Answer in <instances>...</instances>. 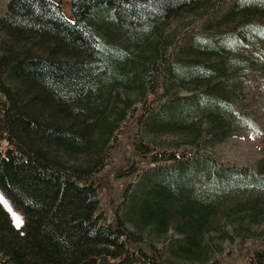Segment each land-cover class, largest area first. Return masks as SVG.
Masks as SVG:
<instances>
[{"label": "trees", "instance_id": "obj_1", "mask_svg": "<svg viewBox=\"0 0 264 264\" xmlns=\"http://www.w3.org/2000/svg\"><path fill=\"white\" fill-rule=\"evenodd\" d=\"M64 1L7 0L0 17V194L24 220L16 230L0 204V264H175L170 255L210 261L220 250L211 240L201 243L216 207L189 185L197 169L203 180L219 172L216 160L189 152L191 142L165 149L144 143L142 135L181 129L198 140L202 114L211 136L227 134L240 111L223 100L219 73L211 70L226 63H181V44L167 53L164 43L151 42L149 56L132 55L157 21L204 0H70L72 20L62 12ZM203 37L192 35L184 45L205 52L223 46ZM150 69L171 79L200 75L205 94L157 101L156 84L146 87ZM117 83L139 89L130 109L139 111L131 145L148 165L125 186L111 223L99 207L96 175L111 162L121 125L132 115L126 117L128 104L114 112ZM220 178L224 189L244 181ZM171 226L180 238H167ZM232 264H264V247Z\"/></svg>", "mask_w": 264, "mask_h": 264}, {"label": "rangeland", "instance_id": "obj_2", "mask_svg": "<svg viewBox=\"0 0 264 264\" xmlns=\"http://www.w3.org/2000/svg\"><path fill=\"white\" fill-rule=\"evenodd\" d=\"M233 3H236L235 13L229 15L228 8ZM6 5L7 0H0V17L5 13ZM61 9L68 20L73 19L70 0H65ZM239 33V39L234 37ZM149 34L145 45L132 53L140 60L149 56L148 44L155 42L158 47L165 45L167 53L181 44V63L194 59L226 63L224 70L221 69L224 64L219 69L211 70L219 73L217 79H221V82L218 87L222 88L223 100L232 103L233 108L240 111V119L232 124L227 134L220 135L221 140L220 136L208 133L209 118L203 114L196 125L200 131L198 140L192 138L190 131L181 129L152 134L146 130L142 140L165 149L191 142L189 152L197 151L199 155L216 160L213 166H219L220 171L214 173L211 179L203 180L204 177L199 175L200 169H197L196 176L192 174L190 177L191 193L199 196L206 194L205 197L216 207L211 213L201 244L211 240L220 252L216 256L210 253L208 258L212 259L200 264H211L217 258H220L219 264L241 262L254 250L264 247V0H204L175 17L157 21ZM192 35L212 37L215 45L222 43L223 46L220 50L206 52L200 51V47L190 50L191 44H184L191 40ZM151 71L150 69L148 73L152 81H148L146 87L156 84L153 87H157V101L169 102L173 97L189 98L195 92L205 94L206 82L200 75L198 79L190 74L171 79L161 74L152 76ZM113 90L119 98L115 100L114 112H120L128 104V117L132 106L139 101V89L117 83ZM131 114V119L126 121L124 118L125 122L121 125L112 149L111 162L96 175V181L101 185L98 189L99 207L104 211L106 221L111 223L125 186L133 179L137 170L148 165V160L134 155L131 140L139 111L133 110ZM216 128L210 130L218 132V127ZM130 166H135L133 174L120 177V173ZM225 174L240 177L244 181L240 187L224 189V179L220 177ZM208 185L214 187L210 193ZM125 226L128 230L145 236L132 223L125 222ZM170 237L180 238L181 235L171 226L167 233V238ZM169 258L175 264H197L184 259L185 257L175 258L170 255Z\"/></svg>", "mask_w": 264, "mask_h": 264}, {"label": "bare ground", "instance_id": "obj_3", "mask_svg": "<svg viewBox=\"0 0 264 264\" xmlns=\"http://www.w3.org/2000/svg\"><path fill=\"white\" fill-rule=\"evenodd\" d=\"M0 202H2V204L8 209V205H9V207H11L10 206V204L5 200V198L0 194ZM2 206V205H1ZM3 207V206H2ZM9 210V209H8ZM6 211V210H5ZM8 214H9V217H10V219H11V221H12V223H13V225H15L16 226V222H15V219H14V214H16L15 212H13V210H12V208L9 210V211H6ZM11 214H12V216H13V219L11 218ZM16 215H18V214H16ZM22 225H23V223H22ZM17 227V226H16Z\"/></svg>", "mask_w": 264, "mask_h": 264}, {"label": "snow or ice", "instance_id": "obj_4", "mask_svg": "<svg viewBox=\"0 0 264 264\" xmlns=\"http://www.w3.org/2000/svg\"><path fill=\"white\" fill-rule=\"evenodd\" d=\"M14 219H15L17 228H19L23 223L22 219L16 214H14Z\"/></svg>", "mask_w": 264, "mask_h": 264}, {"label": "water", "instance_id": "obj_5", "mask_svg": "<svg viewBox=\"0 0 264 264\" xmlns=\"http://www.w3.org/2000/svg\"><path fill=\"white\" fill-rule=\"evenodd\" d=\"M0 204L3 206V208L6 210V211H9L10 209H11V207H9V205H8V209L2 204V202H0ZM11 218L13 219V216H12V214H11ZM22 221L24 222V220H23V218H22ZM21 227H22V225H21Z\"/></svg>", "mask_w": 264, "mask_h": 264}]
</instances>
